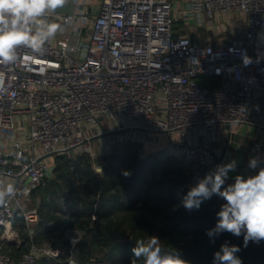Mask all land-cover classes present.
I'll return each mask as SVG.
<instances>
[{
	"label": "built area",
	"instance_id": "built-area-1",
	"mask_svg": "<svg viewBox=\"0 0 264 264\" xmlns=\"http://www.w3.org/2000/svg\"><path fill=\"white\" fill-rule=\"evenodd\" d=\"M76 2L77 13L52 17L62 30L43 55L24 50L21 62L0 66V184L13 179L17 188L0 205V264L62 254L31 238L38 215L27 205L52 165L42 156L81 152L104 131L135 128L129 143L139 132L171 136L169 154L194 168L189 183H196L218 165L212 143L240 127L264 130V0H100L96 12L95 0ZM180 18L211 36L176 35ZM16 212L30 240L15 259L1 247L22 244ZM66 235L67 262L77 264L81 235Z\"/></svg>",
	"mask_w": 264,
	"mask_h": 264
},
{
	"label": "trees",
	"instance_id": "trees-1",
	"mask_svg": "<svg viewBox=\"0 0 264 264\" xmlns=\"http://www.w3.org/2000/svg\"><path fill=\"white\" fill-rule=\"evenodd\" d=\"M181 26V22L176 23V35ZM93 163L92 157L80 152L55 155L52 177H44L32 193L40 199L37 226L49 227L47 235L35 231L33 241L44 245L47 240V246L65 249L59 258H41L39 264H69L63 255L69 254L70 243H54L69 230L83 233L77 264H94L95 259L98 264H131L135 242L155 233L166 248H175L179 242L191 245L201 239L198 232L177 230V215L183 208L178 189L190 182L183 171L187 164L174 156L145 155L130 143L115 148L100 173ZM13 226L27 241L20 212H16ZM4 245L15 259L27 251V243L19 247Z\"/></svg>",
	"mask_w": 264,
	"mask_h": 264
},
{
	"label": "clouds",
	"instance_id": "clouds-1",
	"mask_svg": "<svg viewBox=\"0 0 264 264\" xmlns=\"http://www.w3.org/2000/svg\"><path fill=\"white\" fill-rule=\"evenodd\" d=\"M67 0H0V66L8 67L21 62V52L27 50L32 58L46 51V44L62 30L55 22L57 9ZM244 65L252 63L248 56L243 57ZM4 87L0 75V89ZM237 161L216 165L215 169L198 178L196 183L181 197L180 205L188 210H199L202 203L214 195L224 203L216 213L215 226L206 234L214 242L215 238L227 232L233 236H243L244 245L251 241H264V166L256 157H250L248 168L255 175L245 177L238 174L234 182L226 185L230 173L236 171ZM17 188L14 184H0V205L14 197ZM240 247L225 241L219 251L213 254L212 264H243L237 255ZM134 259L131 264H188L180 253L165 248L159 237L148 236L146 240L135 242L132 249Z\"/></svg>",
	"mask_w": 264,
	"mask_h": 264
},
{
	"label": "water",
	"instance_id": "water-1",
	"mask_svg": "<svg viewBox=\"0 0 264 264\" xmlns=\"http://www.w3.org/2000/svg\"><path fill=\"white\" fill-rule=\"evenodd\" d=\"M139 129L135 128H125V129H112L108 131H104L97 136H94L90 139V141H94L97 139L107 138L112 135L122 134V133H130L132 131H137ZM227 144L222 150V153L218 157V164L223 163V159L227 153L229 137L227 139ZM103 151L106 154V149L103 147ZM65 153H72V150H65ZM59 152H52L42 156L40 160H44L47 158H52L57 155ZM105 163L106 157H98L96 159V170L101 171L103 167V161ZM54 170V166L51 165L49 169L46 171V177H51L52 172ZM212 168H206L203 171V176L212 171ZM195 183H188L178 189V193L180 197H182L190 187H192ZM227 185V181H226ZM225 185V186H226ZM221 206V198L218 196H213L210 200H206L202 203L199 210L188 211L184 208L180 210L177 215V230H190L198 232L202 235L201 239L196 241L191 245H186L183 242H179L175 248H170L178 251L181 257L188 261V264H212L213 254L216 251H219L220 245L225 241L230 242V244H234L240 247L241 251L237 253V255L242 259L243 264H264V243L260 241L259 243L249 242L247 246L244 245L243 236L236 237L230 233H223L215 238L214 242L212 239L206 234L208 229H211L215 226L217 221L216 213L220 210ZM166 248V247H165Z\"/></svg>",
	"mask_w": 264,
	"mask_h": 264
},
{
	"label": "crops",
	"instance_id": "crops-1",
	"mask_svg": "<svg viewBox=\"0 0 264 264\" xmlns=\"http://www.w3.org/2000/svg\"><path fill=\"white\" fill-rule=\"evenodd\" d=\"M78 7H79V5L76 2V0H67L66 4L62 8L57 9L56 13L65 14V15L74 14V13H77V8ZM94 11L96 12L95 9H94ZM177 22H181V24H182V26L179 28V31H177L180 34H182V33L183 34H188L193 39L196 38V36H203V37H210L211 36V31L207 30L206 28L196 27L194 25V21H193L192 18H190L189 20L180 18V19L177 20ZM109 128H112V126H109ZM149 133L150 132H139L137 134H139L142 137L146 136L148 138L149 137ZM158 134L161 135V133H158ZM103 139L104 138L99 139L98 142L101 143V146L99 147V149H97L98 151L96 153H94V151L92 150L94 147L92 146L91 141L85 147L86 151L89 154H91L90 156H92L95 170H96V162H97L96 159H98V157H104V158L106 157L107 158L108 155L111 154L112 151L115 150V148H117L116 145H114L111 148V146H109V144H106L107 142L103 141ZM227 139H228V137H226L225 139H222L220 141L212 143V147L219 152V156H220V154L222 153V150L224 149V147L227 144V141H228ZM256 143H261L262 147H261V149H260V151L258 153H253L251 151V149ZM0 146L3 147V148H6V143H4L3 141L2 142L0 141ZM120 146L121 145H118V148ZM103 147H105V149H106V152H107L106 154L103 151ZM167 148H168L167 151H169V149H170V145L169 144H168ZM67 154H69V153H67ZM250 157H256L260 161V165L264 166V130L240 127L239 135H237L235 137H232L229 140L227 153H226V155H225V157L223 159V163H228V162H230L232 160H236L237 161L236 171L230 173L229 179L227 180V185L233 183L235 176L238 175V174H242L245 177H247L248 175H255L256 174V171L259 170L258 168L255 169V170H252V169L248 168V161H249ZM49 160H50V162H52L53 161V157L50 158ZM103 164H104V161H103ZM52 175H53V172H52ZM52 175H51V177H52ZM9 183L13 184L14 180L11 179L9 181ZM39 200H40L39 197L36 196L35 194H33L31 196L30 202L27 205V208L29 210L35 211L37 213V215H38V207H39V203H40ZM38 222H39V216H38V221L31 225V229L30 230H31V238L32 239H33V236L35 235V231L38 232V233L39 232L40 233H44V235L45 234L47 235V233H48V228L49 227L46 226V225H44L43 227H38L37 226ZM15 228L19 232V229L17 228V226ZM24 233L27 235V239L28 240L27 241L24 240V239H21V240H22V244H26L27 243V249H28V242H29L30 238L28 236L26 228L24 229ZM57 234L58 233L56 232L54 235H51V237L53 238V236H56ZM48 260H52V259H48Z\"/></svg>",
	"mask_w": 264,
	"mask_h": 264
},
{
	"label": "rangeland",
	"instance_id": "rangeland-1",
	"mask_svg": "<svg viewBox=\"0 0 264 264\" xmlns=\"http://www.w3.org/2000/svg\"><path fill=\"white\" fill-rule=\"evenodd\" d=\"M100 0H95V5L93 6V8L97 11L98 10V5H97V3L99 2ZM105 126L106 127H109V126H112V127H114V124L111 122V121H109V122H106L105 123ZM126 134H128L127 132L124 134V133H122V134H116V135H112V136H110L109 138L107 137V138H104L103 139V141H105V142H107L106 144H109V146H111V148L114 146V145H116V147L118 148V145H126L127 143H129V142H127L126 141ZM118 137V138H117ZM171 138V136H169V135H167V134H162L161 133V135L160 134H158V133H149V137L147 138L146 136H140L139 134H136V136H135V141L133 142V143H130L131 145H135L139 150H140V152L142 151L145 155L146 154H150V155H152V156H156V157H170L171 156V154H169V152L167 151L168 150V148H167V146H168V144L170 143V139ZM107 139V140H106ZM99 141V139H97V140H94V141H91V144H92V146L94 147L92 150L94 151V153H96L98 150L97 149H99V147L101 146V143L100 142H98ZM98 142V143H97ZM156 145V146H155ZM114 149V148H113ZM80 153H82V154H84V155H91V154H89L87 151H86V148L85 149H83V150H81V152ZM92 153V152H91ZM90 157H92V156H90ZM177 159V158H176ZM180 162H182L181 160H179ZM184 163V162H183ZM194 170V168L193 167H191V166H186V167H184L183 168V171H184V173H185V175L188 177V178H190V175H191V173H192V171ZM97 172V171H96ZM99 173H100V171H98ZM176 207V209L178 208L177 206H175ZM15 227V226H14ZM76 231H78L79 233H80V235L82 236L83 235V233L82 232H80V230H77L76 229ZM153 236H156V237H158V235L155 233ZM194 237V236H193ZM57 238V237H56ZM200 238V237H199ZM187 239L188 240H191L192 239V236H189V237H187ZM70 238L65 234L64 236H63V238H57L56 240H54V243H57V241H59L58 243H61L62 241L63 242H65V241H67V242H69L70 243ZM81 241H83V237H80V241L77 243V247H78V245H79V243L81 242ZM84 241H86L85 239H84ZM46 242V244H44ZM48 241L46 240V241H44L43 242V244L45 245V246H47L48 245V243H47ZM52 243V242H51ZM86 243V242H85ZM47 247H49V246H47ZM61 250H65V249H62L61 248ZM1 251L2 252H7V253H9V251H8V249H5V245H2V247H1ZM63 259H65V261H67V259L69 258V254H65V255H63ZM98 258V257H97ZM93 263L94 264H98L99 262H98V260L97 259H95L94 261H93ZM106 264H108L107 262H106Z\"/></svg>",
	"mask_w": 264,
	"mask_h": 264
}]
</instances>
